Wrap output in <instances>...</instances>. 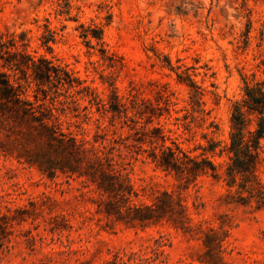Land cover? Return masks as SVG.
<instances>
[{
	"label": "clouds",
	"instance_id": "9594fccd",
	"mask_svg": "<svg viewBox=\"0 0 264 264\" xmlns=\"http://www.w3.org/2000/svg\"><path fill=\"white\" fill-rule=\"evenodd\" d=\"M0 264H264V0H0Z\"/></svg>",
	"mask_w": 264,
	"mask_h": 264
}]
</instances>
